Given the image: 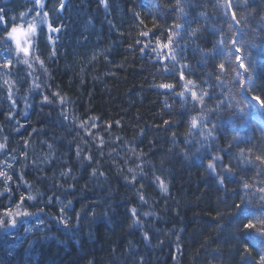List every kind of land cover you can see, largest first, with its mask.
Returning a JSON list of instances; mask_svg holds the SVG:
<instances>
[{
  "label": "trees",
  "instance_id": "obj_1",
  "mask_svg": "<svg viewBox=\"0 0 264 264\" xmlns=\"http://www.w3.org/2000/svg\"><path fill=\"white\" fill-rule=\"evenodd\" d=\"M156 2L106 0L108 6L105 8L101 0H64L65 6L60 9V0H46L44 11L49 12L53 27L61 30L51 33L53 45L47 42L49 33L44 26L38 46L50 79L38 66L34 75L40 77V83L47 79L51 91L59 90L69 96L81 118L88 115L99 118V135L106 141L104 155L101 156L95 146L90 153L85 147L83 154H91V162L81 163L83 154L79 158L76 156L75 146L80 141L69 143L76 132L61 126L60 108L41 107L38 103L40 95L27 92L31 78L20 79L27 71L26 66H17L10 75L0 72V128L3 129L0 142H5L4 137H8L7 149L0 151V160L12 162L11 156H17L19 162L15 167L20 169L25 162L19 156L20 152H27L29 162L42 161L49 153L48 144H53L56 158L42 164L41 168L24 169V178L34 184L33 190L39 188L45 193V200L55 195L65 203L71 199V208L75 210L84 206L79 221L71 208L68 211L75 234H66L51 216L46 217L43 234L36 229L25 234L23 225L14 236H5L0 230V264H89V261L94 264H245L241 258L244 241L239 237V229L246 220L234 210V203L239 202L235 190L240 175L251 176L255 169L238 172L236 180L219 185L214 175L206 171L208 157L204 156L201 162L191 156L195 140L189 145L184 144L187 115L182 114L180 101L167 90L154 87L162 79L171 82L172 78H162L156 72L154 62L141 55L138 48L128 47L134 43L138 31L137 21L129 9L140 11L145 24L151 27L152 17L145 16L143 10L151 8L155 12ZM214 2L193 0V6L188 9L190 17L207 3L209 23L220 25L221 20L211 19L215 15L211 7ZM172 3L174 0H161V5ZM0 7H6L9 16H18L30 5L26 0H0ZM167 16L170 18L159 19V23L171 24L176 13ZM199 23L203 25L204 21ZM213 39L211 31L205 28L198 42L202 47L211 48ZM53 46L56 56L49 60ZM188 57L189 63L198 69V54L189 49ZM260 74L264 75V71ZM5 79L16 81L13 86V99L17 101L15 109L10 107L11 101L7 99ZM45 94H48L47 89ZM25 95L31 105L27 110ZM10 111L15 118L8 120L6 114ZM165 120L172 123L165 125ZM108 122L112 124L110 130L106 128ZM33 129L37 131L29 136ZM173 132L177 133L176 144H173ZM26 139L29 144L25 149ZM225 142L222 135L220 146ZM131 149H135L137 155H144L137 159ZM181 149L189 152L188 158ZM229 159L225 156V163ZM137 164H141L143 175H138L134 184H129L124 179L125 176L131 179L127 169L135 168ZM94 167L104 175L91 176ZM69 168L72 175L61 177V170ZM156 176L168 184L166 194L160 192L158 181L154 179ZM69 184L73 187H67ZM137 190L144 194L146 203L139 200ZM42 206L37 203L31 210ZM133 207L141 224L130 227L133 219L130 209ZM58 208L59 203L53 201L46 211L56 213ZM37 215L45 218V214ZM29 220L32 224L36 222L34 217ZM143 232L148 233V240L143 238ZM44 236L48 238L44 239ZM161 242L169 243L166 252L162 250ZM249 246L254 248V244ZM260 247L264 248V244ZM178 248L182 253H178ZM9 251L13 254L9 255ZM257 255L254 250L252 257L245 258L247 264H256Z\"/></svg>",
  "mask_w": 264,
  "mask_h": 264
},
{
  "label": "snow or ice",
  "instance_id": "obj_2",
  "mask_svg": "<svg viewBox=\"0 0 264 264\" xmlns=\"http://www.w3.org/2000/svg\"><path fill=\"white\" fill-rule=\"evenodd\" d=\"M26 2L30 7L19 12L18 16H9L7 8L0 7V72L10 75L17 66H26L27 71L25 75L20 76V79L31 78L32 83L27 92L40 95L41 99L38 103L41 107L60 108L58 115L61 118V126L76 132L69 143L80 141L75 146L76 156L81 157L85 147H88L90 153L93 146L103 156V146L106 141L99 135L101 127L99 118L91 115L81 118L76 113L74 102L69 96L59 90L51 91L52 86L47 79L40 83L38 82L40 77L34 75L38 66L45 76H49V70L45 61L41 59L38 46L39 37L44 35V26H47L49 33L47 42L53 45L51 33H57L61 28L53 27L54 22L50 21L49 12L44 11L47 7L46 0H26ZM135 2L136 0H133V3ZM101 3L107 8L106 0H101ZM64 6V0H60V9ZM192 6L193 0H174V3L164 5H161V0H157L155 12L151 8L143 10L145 16L152 17L151 27L145 24L140 11L130 8L129 11L137 21L138 31L134 43L128 47L134 50L138 48L141 55L147 56L154 62L155 70L162 78H172L171 82H164L162 79V82L155 84L154 87L167 90L168 94L180 101V107L184 110L182 114L187 115L185 121L187 130L183 133L184 144L189 145L195 140V150L191 156L200 159L201 162L204 156L208 157L206 171L214 175L219 185L224 186L226 182L236 180L238 172L255 169L251 176L240 175L239 180L236 181L238 188L235 191L239 195V202L234 203V210L246 220L239 229V237L244 241L242 261L247 264L245 258L252 257L255 250L258 253L256 264H264V248L260 247L264 244V75L260 74L264 71V59H262L264 0H215L211 5L215 15L211 19L221 20L220 25L209 23L207 3L202 5L201 11L194 17H190L188 12ZM172 12L176 13V17L171 24L159 23V19H169L167 14ZM161 13L164 15L162 16ZM201 20L204 21L203 25L199 23ZM192 23H196L197 26L190 27ZM205 28H208L215 37L211 48L202 47L198 42ZM189 49L199 56L198 69L189 63ZM55 56L56 49L53 46L48 59L51 60ZM92 59H95V56ZM81 82L83 83V80ZM3 83L8 85L7 99L11 101L10 107L15 109L17 101L13 99V86L16 81L5 79ZM46 89L48 94H45ZM23 99L27 110L31 107L28 96L25 95ZM166 107L172 106L166 105ZM14 118L13 112L6 114V119ZM171 123L168 120L164 121L165 125ZM111 127V122H108L106 128L110 130ZM2 131L3 129L0 128V132ZM36 131L33 129L28 135L31 136ZM222 135L225 136L226 142L220 146L219 140ZM176 136L177 133L173 132V144L177 143ZM7 140L8 137H4L5 142H0V151L7 149ZM28 144L29 140H24L25 149ZM233 148L237 150L233 151ZM48 149L49 153L42 161L29 162L27 152H20L19 156L25 161L23 168L20 169L15 167L19 162L17 156H11L12 162L8 159L0 160V184L3 185L0 187V230L5 236L17 235L21 225L24 226L25 234L32 233L34 229L43 234L47 216H51L56 224L61 225L66 234H75L72 217L68 215L72 200L69 199L65 203L55 195H50L45 200V193L39 188L33 190L34 184L24 178V169L41 168L42 164L50 163L56 158L53 144H48ZM130 151L133 155H137L135 149ZM181 151L185 158L189 157V152L184 149ZM143 155L144 153L138 154L137 159ZM225 156L230 157L227 163ZM92 160L91 154H83L81 163ZM96 163L99 164V160ZM127 171L131 174V179L128 176L124 179L129 184H134L137 176L143 175L141 164H137L135 168L130 167ZM71 175V168L60 172L61 177ZM90 175L103 176L104 173L94 167ZM154 179L158 181L160 192L166 194L168 184L158 176ZM67 187L72 188L73 185L69 184ZM225 191L228 189L225 188ZM137 195L141 202H147L140 190H137ZM53 201L59 203L56 213L46 211L50 205H53ZM37 203L43 206L31 210ZM71 210L75 212L76 220L79 221L84 206L80 210L74 208ZM130 212L133 219L129 226L140 225V220L136 218V208H131ZM37 213L45 214V218H41ZM91 215L95 217L94 210ZM144 215L147 216L148 213L145 212ZM33 217L35 224L30 223L29 220ZM143 238L148 240L147 232H143ZM177 239L179 240V236ZM250 244H254V248L250 247ZM8 254L12 255L13 252L9 251ZM89 264H94V261H89Z\"/></svg>",
  "mask_w": 264,
  "mask_h": 264
},
{
  "label": "bare ground",
  "instance_id": "obj_3",
  "mask_svg": "<svg viewBox=\"0 0 264 264\" xmlns=\"http://www.w3.org/2000/svg\"><path fill=\"white\" fill-rule=\"evenodd\" d=\"M161 244L163 246L162 250L165 249V252H166L168 250V248H169V243L161 242ZM180 252L182 253V249L181 248H178V253L180 254ZM179 259L181 260L182 259V256Z\"/></svg>",
  "mask_w": 264,
  "mask_h": 264
}]
</instances>
